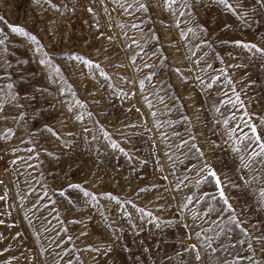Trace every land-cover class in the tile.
<instances>
[{
  "label": "rangeland",
  "instance_id": "374dc122",
  "mask_svg": "<svg viewBox=\"0 0 264 264\" xmlns=\"http://www.w3.org/2000/svg\"><path fill=\"white\" fill-rule=\"evenodd\" d=\"M226 3L0 0V264H264V0Z\"/></svg>",
  "mask_w": 264,
  "mask_h": 264
},
{
  "label": "snow or ice",
  "instance_id": "6c2138e0",
  "mask_svg": "<svg viewBox=\"0 0 264 264\" xmlns=\"http://www.w3.org/2000/svg\"><path fill=\"white\" fill-rule=\"evenodd\" d=\"M172 2L175 3L176 0H172ZM220 2L225 4V7H229V5H227V3H226V0H220ZM165 6H168V0H165ZM141 7H144V5H141ZM185 7H188V5H185ZM89 11H91V9H89ZM12 27H13V31H21V29L18 28V27H15V26H12ZM200 27H202V26H200ZM235 43L240 44L241 42L240 41H236ZM244 47H249V45L245 44ZM251 47H255V45H251ZM261 51H264V49H261ZM132 58L135 59V57H132ZM41 62L43 63V61H41ZM86 63L90 64L91 61H86ZM145 67H147V65H145ZM101 75H106V73L101 72ZM213 79H215V77H213ZM141 86H143L142 83H141ZM8 87H11V85H8ZM236 102L239 103V99H237ZM2 103H3V101H0V104H2ZM261 123H264V118L261 119ZM248 127L251 130V132H252L253 138L256 141H260V137L256 134L255 126L252 125V124H249ZM6 131H9V130H6ZM105 135H107V134H105ZM240 139L247 140L248 139L247 134L246 133H241ZM237 143H239V140L237 141ZM193 147H195V145H193ZM249 147H251V145H249ZM258 149H259L258 152L255 149H253L251 152H249L247 154L249 161H251V159L253 157L257 156V155H264V142H260L258 144ZM197 151L199 152L200 149H197ZM233 151L234 152H239L240 149L234 146L233 147ZM241 166L244 167V168H248L249 164H245L243 162V159H241ZM204 168L207 170L208 177H210L212 180L215 181L217 194L219 195L220 199L222 200L223 205L225 206V209L226 210H231L232 206H231V204H229L228 199L225 197V194H224V192L222 190L221 182H220L216 172L207 163L204 164ZM204 179H205V177H201V181H203ZM240 179L243 180L244 177H240ZM249 179L251 180L252 177H249ZM261 183H264V179L261 180ZM68 187H79V185H68ZM60 191L62 192L63 189H61ZM255 196L258 197V199L256 200L257 206L259 208H264V187H260L259 189H256L255 190ZM213 199H214V197H213ZM229 219L234 221V222L237 221V218H236V216L234 214L231 217H229ZM236 226L240 227L239 222H236ZM213 250H215V249H213Z\"/></svg>",
  "mask_w": 264,
  "mask_h": 264
}]
</instances>
